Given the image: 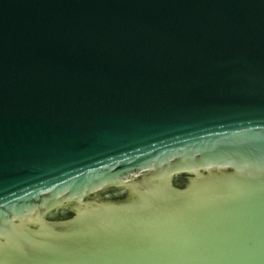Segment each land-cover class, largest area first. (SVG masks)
I'll return each instance as SVG.
<instances>
[{
    "label": "water",
    "instance_id": "1",
    "mask_svg": "<svg viewBox=\"0 0 264 264\" xmlns=\"http://www.w3.org/2000/svg\"><path fill=\"white\" fill-rule=\"evenodd\" d=\"M0 264H264V0H0Z\"/></svg>",
    "mask_w": 264,
    "mask_h": 264
}]
</instances>
